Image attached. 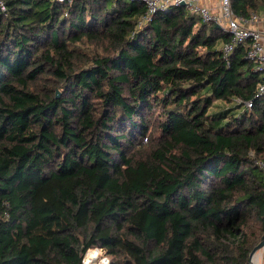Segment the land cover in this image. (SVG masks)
Listing matches in <instances>:
<instances>
[{"label":"trees","instance_id":"16d2710c","mask_svg":"<svg viewBox=\"0 0 264 264\" xmlns=\"http://www.w3.org/2000/svg\"><path fill=\"white\" fill-rule=\"evenodd\" d=\"M0 264H250L264 95L186 6L3 0ZM249 18L264 0H231ZM247 102H251L249 107Z\"/></svg>","mask_w":264,"mask_h":264},{"label":"built area","instance_id":"2783aa9c","mask_svg":"<svg viewBox=\"0 0 264 264\" xmlns=\"http://www.w3.org/2000/svg\"><path fill=\"white\" fill-rule=\"evenodd\" d=\"M140 1H142L147 8V13L143 16V20H147L158 10L184 3L192 13L199 15L202 21L216 23L224 31L229 32L231 38L222 46L226 54L232 51L237 45L247 43V56L256 62L257 68L261 72L258 94L264 95V5L260 9V13H252L249 18H245L234 13L231 0H212L211 2H209V0ZM0 6L3 9L5 8L3 0H0ZM247 105L251 107L252 103L247 102ZM259 164L264 173V160L259 161ZM90 250L93 249L91 248L87 251L88 253L86 252L87 255L85 254L86 256H84L83 261L91 252ZM262 250L263 251L259 252V254L261 253L260 261L263 259L264 255V248Z\"/></svg>","mask_w":264,"mask_h":264},{"label":"rangeland","instance_id":"374dc122","mask_svg":"<svg viewBox=\"0 0 264 264\" xmlns=\"http://www.w3.org/2000/svg\"><path fill=\"white\" fill-rule=\"evenodd\" d=\"M212 0H209V2H211ZM253 13H260V10L259 11H255V12H253ZM259 25H261V24H259ZM93 250H91V252L89 253L90 255L91 254H95V257H94V260H93V262H92V264H111L112 263V258H111V256L110 255H108V253L105 251V250H103L102 248H100V247H94V248H92ZM261 251H263V250H261ZM88 253V252H87ZM87 253H86V255H87ZM85 255V256H86ZM89 256V255H88ZM87 256V257H88ZM86 257V258H87ZM260 257H261V253L259 254H257V256L255 257V262H256V264H264V255H263V259L260 261ZM96 260V261H95Z\"/></svg>","mask_w":264,"mask_h":264},{"label":"water","instance_id":"95a60500","mask_svg":"<svg viewBox=\"0 0 264 264\" xmlns=\"http://www.w3.org/2000/svg\"><path fill=\"white\" fill-rule=\"evenodd\" d=\"M182 6H185L184 3L181 4ZM264 248V234L260 240V242L257 244V246L254 248V250L251 253L250 256V264H256L255 257L257 254Z\"/></svg>","mask_w":264,"mask_h":264},{"label":"bare ground","instance_id":"6f19581e","mask_svg":"<svg viewBox=\"0 0 264 264\" xmlns=\"http://www.w3.org/2000/svg\"><path fill=\"white\" fill-rule=\"evenodd\" d=\"M95 254H89V256L87 257V259H89L90 264H92L93 260H94Z\"/></svg>","mask_w":264,"mask_h":264},{"label":"clouds","instance_id":"9594fccd","mask_svg":"<svg viewBox=\"0 0 264 264\" xmlns=\"http://www.w3.org/2000/svg\"><path fill=\"white\" fill-rule=\"evenodd\" d=\"M91 251V250H90ZM83 264H90V261H89V259H85L84 261H83Z\"/></svg>","mask_w":264,"mask_h":264},{"label":"crops","instance_id":"0c3cea01","mask_svg":"<svg viewBox=\"0 0 264 264\" xmlns=\"http://www.w3.org/2000/svg\"><path fill=\"white\" fill-rule=\"evenodd\" d=\"M212 5V4H211Z\"/></svg>","mask_w":264,"mask_h":264}]
</instances>
